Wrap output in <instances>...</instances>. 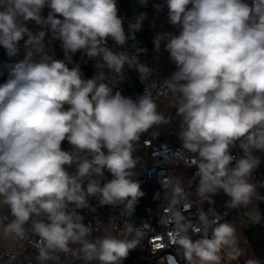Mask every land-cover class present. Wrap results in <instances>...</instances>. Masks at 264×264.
<instances>
[{
  "label": "clouds",
  "instance_id": "1",
  "mask_svg": "<svg viewBox=\"0 0 264 264\" xmlns=\"http://www.w3.org/2000/svg\"><path fill=\"white\" fill-rule=\"evenodd\" d=\"M136 3L147 7L149 0ZM166 5L169 23L181 31L157 34L154 45L158 51L166 40L177 67L165 84L180 96L178 137L197 169V196L211 203L222 190L230 198L228 208H247L254 198L264 200L250 180L261 163L253 153L264 152V0H166ZM145 18L144 12L133 13L128 33L138 31ZM28 21L50 26L66 53L82 51L98 71L86 79L71 56L54 59L44 33L33 34ZM124 21L118 0H0V46L9 56L21 40L31 46L0 84V206L13 217L6 225V217H0V225L5 238H23L24 226L32 221L38 264H61V253L85 264H123L137 247L136 240L109 234L90 240L93 225L77 211L88 208V197L95 196L100 205H122L124 215H133L144 196L133 179L139 162L134 143L171 119L157 110L147 88L125 96L112 94L104 82L105 69L119 74L125 64L136 69L141 83L153 75L137 56L109 48V41L122 48L135 38L126 35ZM237 144L239 158L230 152ZM105 170L113 178L102 184ZM192 203L177 182L159 220L172 226L168 235L177 255L187 264L235 258L240 252L235 225L220 222L217 213L210 219L203 210L199 224H193L183 214ZM126 230L134 231L131 224ZM167 259L178 264L175 256Z\"/></svg>",
  "mask_w": 264,
  "mask_h": 264
},
{
  "label": "built area",
  "instance_id": "2",
  "mask_svg": "<svg viewBox=\"0 0 264 264\" xmlns=\"http://www.w3.org/2000/svg\"><path fill=\"white\" fill-rule=\"evenodd\" d=\"M155 5L161 6L159 11H157ZM145 13L146 18L142 23L148 29L150 43V56L147 64L153 70V75L149 78V81L143 82L142 92L147 88L152 94V98L157 102L161 98L170 96L173 92L168 89L165 79H161L158 72L159 52L165 46L166 40L161 41L160 48L157 51L154 45V38L157 34L171 33L174 35V33L171 30L163 31L160 27L159 18L161 16L168 17L166 0H149ZM119 15L125 18L126 35H134L129 34L127 30L128 20L132 17L124 13H119ZM47 27L50 28V26ZM108 46L115 52L123 51L129 56H137L140 62L141 52H137L139 46L135 38L128 39L122 48L116 46L112 41L108 42ZM133 70L135 68L129 67L127 64L124 65L119 74L105 69L104 82L114 89L121 90L125 87L128 76ZM155 129L156 126L148 132L143 133L140 140L134 143L133 154L135 157H139V162L134 169L136 175L133 179L137 180L140 186L148 184L152 187L151 203L146 206L145 219L133 228L134 231L129 233L126 230V225L131 224V216L123 214L122 205L117 207L100 205L97 197L90 196L88 197L89 207L77 209L84 216L83 222L86 225L89 223L93 225L94 231L89 237L90 240H93V237L97 235L103 236L109 234L128 240L133 237L134 240L138 241L143 255L131 261H123V264H168L167 258L170 255L176 257L178 264H185L186 262L182 258V255H177V248L171 243L169 238L168 233L171 231L172 226H162L159 220L161 215H163V209L168 207V201L170 200L164 191L173 187L171 184H175V179H178L180 185L190 190L191 186L187 176V169L195 165H192L189 160L192 154L188 153L181 146L178 137L180 128L171 125L167 130V139L152 137V132ZM231 154L237 158L243 155L240 147L232 151ZM253 154L261 160L259 166L252 173V177L258 180L260 187V185L264 184V152L256 150ZM74 170L75 167L70 173L74 172ZM179 170H182V173ZM179 173L181 174L179 175ZM112 178L111 173L105 170L102 184L110 181ZM165 181H171V184L166 187ZM260 189L264 190V187H260ZM187 196L193 202L192 207L187 211H183L181 206V210L185 217L192 220L193 224H199V210L207 213L210 219L217 213L220 215V222H224L230 218L238 217L243 209L228 208L215 195L211 196V203L208 200H200L197 193H188ZM35 219L38 218L34 216L32 220ZM31 223L32 221L30 220L24 226L26 234L23 238L14 237L4 248L0 249V264H38L35 244L39 238L32 233ZM192 238L195 240L199 236L193 235ZM60 260L61 264H85L82 259L74 258L71 255L66 258L63 253L60 254ZM93 264H98V262H93Z\"/></svg>",
  "mask_w": 264,
  "mask_h": 264
},
{
  "label": "trees",
  "instance_id": "3",
  "mask_svg": "<svg viewBox=\"0 0 264 264\" xmlns=\"http://www.w3.org/2000/svg\"><path fill=\"white\" fill-rule=\"evenodd\" d=\"M251 3V0H248ZM149 4V3H148ZM119 13L127 14L132 17L133 13L146 12L148 7H138L136 0H118ZM49 9L47 6L42 10V15L47 16ZM61 18L62 17H58ZM26 26L29 28L33 34H39L40 32L44 33L43 42L46 45V50L50 53V55L55 56L57 59H61L66 56H71L74 62L80 61L83 65V68L88 71V78H92V72L89 73L90 66L92 64V60H88L87 56L82 51H77L76 53L67 52L62 48L61 41L54 38V33L47 26L37 25L34 21H28ZM134 37L138 42L139 49H146V51L141 52L140 63H148V59L150 56V43H149V34L148 29L144 23L141 24V28L134 33ZM26 39V37H25ZM1 49V61L2 67L9 66L12 61L16 60V55H26V53L31 49L30 45L25 43V40H21L18 44V50L15 55L9 56L6 53V50L0 46ZM106 83V82H105ZM107 84V83H106ZM109 88L112 90V94L119 91L122 95L125 96H134L136 94L142 93L143 83L140 82L139 75L135 70H133L129 76L128 81L125 87L121 90L112 88L109 84H107ZM64 147H68L67 142H65ZM151 189L152 187L148 184L141 185V191L144 192V196L139 198L136 206L134 214L131 215V225L134 228L140 222L145 219V209L146 206L151 203ZM248 226L245 229V235L248 241L251 244L253 249V253L248 254L246 257L240 259L242 264H245V261L248 259H256L260 261H264V225L259 223L258 221L247 218ZM130 240H134L133 237ZM143 255L139 245L135 250L131 251L126 261L134 260Z\"/></svg>",
  "mask_w": 264,
  "mask_h": 264
},
{
  "label": "crops",
  "instance_id": "4",
  "mask_svg": "<svg viewBox=\"0 0 264 264\" xmlns=\"http://www.w3.org/2000/svg\"><path fill=\"white\" fill-rule=\"evenodd\" d=\"M191 7V6H190ZM160 27L163 31L171 30L174 35H178L181 31L179 26L172 25L169 23L167 16H161L159 18ZM177 70V67L174 62H172L169 58V53L163 46L159 52L158 57V72L161 79L170 78L171 75ZM180 99L179 93H172L170 96L159 99L157 104V110L162 113L166 118L170 117V122L167 124H160L156 126V129L152 132V137L158 139H167V130L171 125H175L176 127L180 128V124L182 118L176 115V107L178 105V101ZM239 144V142H237ZM237 144V145H238ZM233 148V147H232ZM197 171L196 167H191L187 169V176L190 183V190H187L185 186L183 189L186 194L188 193H196V185L198 184V178L194 179V173ZM182 173V170H179ZM179 173V175L181 174ZM180 177V176H179ZM178 178V177H177ZM251 182L257 185L258 192L260 195L264 196V190H261L258 184V180L254 179L252 176L250 178ZM178 182V179H175V184ZM185 187V188H184ZM173 187L167 189V198L171 199L172 195L169 193V190ZM216 198L223 204L227 206V201L230 199L222 190H220L217 194H215ZM259 214V215H258ZM0 217H6L3 220V225L9 223L13 217L10 215V211L6 205L0 206ZM247 218L254 219L259 223L264 225V200L258 201L255 198L253 202L247 207L241 210V213L238 217H233L228 219L227 221L233 223L237 229V236H238V248L240 250L239 254L237 255L239 259L246 257L248 254L253 253V249L251 247L250 242L248 241L245 235V229L248 226ZM0 225V249L4 248L14 237L5 238L2 234V226ZM102 235H97L93 237L95 240L97 237H101ZM77 247V246H73ZM242 257V258H241ZM51 264V262H48Z\"/></svg>",
  "mask_w": 264,
  "mask_h": 264
},
{
  "label": "rangeland",
  "instance_id": "5",
  "mask_svg": "<svg viewBox=\"0 0 264 264\" xmlns=\"http://www.w3.org/2000/svg\"><path fill=\"white\" fill-rule=\"evenodd\" d=\"M47 51V50H46ZM48 52V51H47ZM48 54L50 55V53L48 52ZM52 56V55H51ZM0 57H1V49H0ZM54 59H57L55 56H52ZM25 58V55L21 56V55H16V60H11L12 63L9 66H4L2 67V61L0 59V84L4 83L8 78H9V72L11 67L23 60ZM38 58V57H37ZM65 59V57L61 58V59H57V60H63ZM80 63V67H81V71L83 73L84 78L88 79V71H86L83 68V65L81 64L80 61H77ZM72 65H69V67H71ZM97 68L95 67V61L92 62L90 69H89V73L92 72V75H94L97 72ZM175 184H171V186H174ZM183 188V186H181ZM185 188V187H184ZM173 192V188L169 190V193H171L172 195ZM164 193L167 195L166 191H164ZM185 264H187V262H185ZM222 264H242L241 260L238 258V256L236 255L235 258L229 260L228 258H225L222 262Z\"/></svg>",
  "mask_w": 264,
  "mask_h": 264
},
{
  "label": "water",
  "instance_id": "6",
  "mask_svg": "<svg viewBox=\"0 0 264 264\" xmlns=\"http://www.w3.org/2000/svg\"><path fill=\"white\" fill-rule=\"evenodd\" d=\"M237 148H239V145H236V146H234L233 148H231V149H230V152L236 150ZM74 167H75V165H73L72 167H70V168L68 169V171L70 172Z\"/></svg>",
  "mask_w": 264,
  "mask_h": 264
}]
</instances>
